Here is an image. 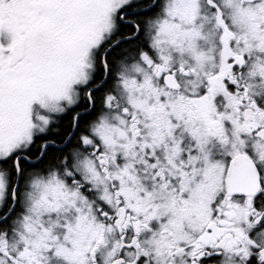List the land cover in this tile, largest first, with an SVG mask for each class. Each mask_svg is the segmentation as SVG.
Wrapping results in <instances>:
<instances>
[{"label":"snow or ice","instance_id":"snow-or-ice-1","mask_svg":"<svg viewBox=\"0 0 264 264\" xmlns=\"http://www.w3.org/2000/svg\"><path fill=\"white\" fill-rule=\"evenodd\" d=\"M0 264H264V0H0Z\"/></svg>","mask_w":264,"mask_h":264}]
</instances>
